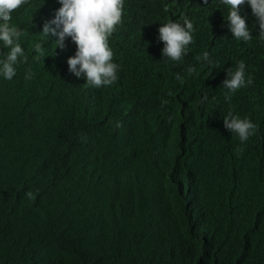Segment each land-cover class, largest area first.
<instances>
[{
	"label": "clouds",
	"instance_id": "clouds-1",
	"mask_svg": "<svg viewBox=\"0 0 264 264\" xmlns=\"http://www.w3.org/2000/svg\"><path fill=\"white\" fill-rule=\"evenodd\" d=\"M29 2L0 0L2 204L19 197L21 181L33 197L20 202L23 210L69 199L97 206L112 220L131 200L127 186L142 184L133 146L140 148L148 175L152 166L158 171L163 162L184 156L173 112L190 109L183 95L192 91L195 109L223 112L217 120L229 145L221 159L229 207L260 210L264 168L248 148L264 143V0H58L61 6L44 0L28 9ZM191 45L200 47L197 72L187 66ZM59 55L64 70L51 62ZM37 59L44 62L38 82L30 84L29 64ZM15 77L24 88L9 82ZM45 99L56 100L54 117L36 109ZM100 133L103 170L95 173L85 168L84 153H100ZM212 157L200 159L207 165ZM34 260L46 262L43 249ZM227 264H264V228L250 233Z\"/></svg>",
	"mask_w": 264,
	"mask_h": 264
},
{
	"label": "trees",
	"instance_id": "trees-1",
	"mask_svg": "<svg viewBox=\"0 0 264 264\" xmlns=\"http://www.w3.org/2000/svg\"><path fill=\"white\" fill-rule=\"evenodd\" d=\"M43 4L44 0H30L27 8ZM53 50L51 46L47 53ZM43 62H30L32 78L27 82H38ZM51 62L64 70L62 55L53 56ZM16 79L9 82L24 88V83ZM56 108L54 99H45L36 106L51 117ZM23 109L33 108L24 104ZM3 141L5 136L0 135ZM98 141L100 153H84L85 168L95 173L103 170V133ZM133 148L142 188L115 220L107 219L97 206H82L69 199L54 208L34 205L23 210L20 202H33V197L27 195L32 189L20 181L19 197L7 206L0 202V264H29L40 249L46 258L43 264H227L250 233L264 228V205L257 213L234 210L228 205L206 207L201 196L195 194L192 199L183 186H165L146 174L140 148ZM248 151L264 168V143L249 146ZM212 246L215 251L209 252Z\"/></svg>",
	"mask_w": 264,
	"mask_h": 264
},
{
	"label": "bare ground",
	"instance_id": "bare-ground-1",
	"mask_svg": "<svg viewBox=\"0 0 264 264\" xmlns=\"http://www.w3.org/2000/svg\"><path fill=\"white\" fill-rule=\"evenodd\" d=\"M161 4L160 6H166L164 3ZM195 50H200V47L195 45L188 47L187 52L193 57L187 66H194L197 72L201 62L195 59ZM182 77L184 81L189 82L187 74ZM195 96L196 93L192 91L184 94L183 104L190 109H175L173 112L175 126L179 129L178 137L184 146V156L171 162H163L158 171V166H152L149 173L153 179L165 186H183L192 199H195V194L201 196L205 206L228 205L227 196L222 189L226 180V172L222 165L228 157L229 145L227 135L217 120L219 115L223 116V112L221 109H195ZM64 152L63 150V154ZM206 153L213 157L204 165L200 157ZM222 158L224 161H221ZM68 176L69 167L63 162L61 177ZM3 182L5 184V179ZM127 188L132 199L139 195L142 184L132 182ZM121 213L115 214L112 220L117 219ZM37 262L34 260L29 264Z\"/></svg>",
	"mask_w": 264,
	"mask_h": 264
},
{
	"label": "rangeland",
	"instance_id": "rangeland-1",
	"mask_svg": "<svg viewBox=\"0 0 264 264\" xmlns=\"http://www.w3.org/2000/svg\"><path fill=\"white\" fill-rule=\"evenodd\" d=\"M56 1H57V5H58V6H61V4L58 2V0H56ZM42 44H43V43H42Z\"/></svg>",
	"mask_w": 264,
	"mask_h": 264
}]
</instances>
